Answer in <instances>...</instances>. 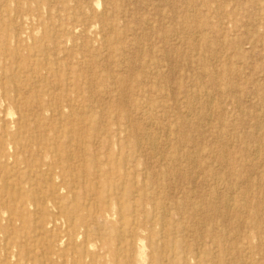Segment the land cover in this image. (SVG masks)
<instances>
[{"label":"rangeland","instance_id":"rangeland-1","mask_svg":"<svg viewBox=\"0 0 264 264\" xmlns=\"http://www.w3.org/2000/svg\"><path fill=\"white\" fill-rule=\"evenodd\" d=\"M62 1L0 0V33L7 35L8 30L18 29L24 32L21 39L7 36L9 48L17 49L18 56L10 53L0 56V82L2 72L10 75L13 71L20 76L21 68L27 66L28 71L33 72L37 63H43L39 74L52 85L58 76L48 73L47 69L67 71L69 84L78 75L83 77L82 83L87 79L84 94L91 92L93 104L102 108L113 105L107 115H115L114 109L120 107L131 113L133 140L144 138L145 134L156 140L154 151L149 145L139 146L135 159L149 173L163 172L158 179L152 176L146 181L155 184V180L163 185L162 196L156 200L161 207L153 210V224L165 223L161 229L155 225L157 236L184 242L189 249L197 251L200 260H208L220 256L218 249L209 243L210 234L223 232L220 239L229 248V254L224 257L227 262L235 263L231 255L238 252L248 264H264L261 259L264 222L256 233L244 229L248 223L244 227L232 226L239 219L237 216L241 217L236 211L213 219L210 212L198 208L204 202L218 204L227 197H232L235 204L242 202L239 196L246 187H250V201L264 200V0H89L91 11H81V14L72 10L76 0ZM97 1L99 6L95 4ZM91 15L95 18L91 19ZM80 16L88 17L83 24L84 35L76 38L75 43L70 42L71 34L78 37L81 31L80 27L73 30L71 25H66L63 42L53 51L51 37L59 39L57 33L63 19ZM98 19L112 24L113 29L105 33ZM102 36H105V45H102ZM84 38L88 44L83 43ZM85 48L90 51L84 52ZM33 52L34 57H29ZM15 58L19 61L14 62ZM89 62L91 69L87 70ZM115 77L124 80L122 94L125 96L121 100H114L115 92L110 94L111 98L106 95ZM95 111L93 118L97 120L99 115ZM8 113L17 120V108ZM23 114L27 117L26 124L50 139L65 137L68 132L69 139L82 141L80 135L86 133L84 127L67 121L65 111L62 120H54L47 113L39 115L37 119L45 124L43 126L34 121L33 114ZM78 115L74 113L71 119ZM87 132L85 139L89 143L85 146V157L90 161L91 149L99 144L92 145V131ZM63 142L61 138L60 145L65 148L67 145ZM152 153H156V157ZM78 155L83 156L82 152ZM97 156L102 160L104 154ZM8 165L3 163L4 167ZM81 167L74 161L71 168ZM0 171L4 176L11 170L0 168ZM10 179L0 182V199L3 200L0 202V247L5 242L10 243L14 232L27 229L30 234L39 235L31 221L25 227L20 220L9 221L16 211L4 203L5 197L13 193ZM173 201L187 204L185 210L170 209ZM25 207L29 214L34 213V207ZM135 210L132 207V223L139 224V220L133 219L140 214ZM163 211L170 212L169 218H164ZM260 215L264 221V208ZM176 227H183L185 231L180 232ZM243 235L248 237L244 244L235 241ZM136 243L144 245L145 240L138 239ZM21 244L31 254L37 257L41 254L40 248L28 238H22Z\"/></svg>","mask_w":264,"mask_h":264},{"label":"bare ground","instance_id":"bare-ground-1","mask_svg":"<svg viewBox=\"0 0 264 264\" xmlns=\"http://www.w3.org/2000/svg\"><path fill=\"white\" fill-rule=\"evenodd\" d=\"M62 2L65 3L66 1L63 0ZM98 3L99 1L95 3L96 6H99ZM63 10H65V7H63ZM72 10L79 14L83 13V11H91V4L89 0H76ZM92 18H95V15H91ZM87 19L88 17L83 16L65 17L60 24L61 29L58 30L56 27L59 31L57 33L59 39L56 40L55 37H51L53 43V49H51L55 51L57 45L63 42L61 39L66 33L64 27L68 24L71 25L73 30L80 27L81 31L78 37L71 34L72 36L69 37L70 42L75 43L76 38H81L80 36H83V32L86 30L83 28V24ZM97 22L105 33L113 29L112 24L105 23L101 19H98ZM23 33L21 29L8 30L7 35L2 31L0 33V56H5L7 53L18 56V50L10 49L6 40L7 36L10 38L12 35H14L15 39H21ZM104 38L103 36L101 38L102 45H105L104 43L106 42ZM83 43L88 44L89 41L85 39ZM89 51V48L84 50L86 53ZM34 55L33 52L32 55L29 54V57H34ZM81 59L82 64L83 58ZM17 61L19 59L15 58L14 62ZM34 65L36 70H33V72L28 71L27 66L21 68L20 76L13 71L10 75H5L4 72L1 73L3 81L1 80L0 82V168H7V170L11 171L8 175H0V182L6 183L11 178L13 193H9L5 197L6 201L4 203L8 207L12 206L16 211L10 216L9 221L20 220L24 227L31 221L35 228L39 230V235L36 237L30 234L26 228L24 232H14L13 236L11 235L10 243L5 242L0 247V264H248L247 260L238 252L231 255L235 263H229L224 259L229 254V248L221 242L220 236L224 234L223 232L210 234L209 243L211 242L212 246L218 249L221 257L214 256V259L209 258L208 260H200V255H197V251L189 249L188 245H184V242H177L175 239L169 241L163 236H157L158 231L155 230V225H159L161 229V226L165 225V223L162 222L160 224L157 222L153 224V210H159L161 207L156 200H158L159 195L162 196L163 185L157 184L155 180V184L146 181L153 177L158 179L163 172L149 173L135 159L139 146L149 145V149L154 151L156 140L145 133L144 136L146 137H141V139L139 137V139L133 140L131 113L120 107L114 109L115 115H107L113 105L102 108L93 104L94 98H92L91 92H88L87 95L84 94L88 85L86 83L87 79L82 83L81 79L83 77L78 75L75 77L74 82L69 84L67 71L61 72L47 69L48 73L58 76L57 82L52 85L49 84L47 78L39 74V68L44 66L43 63ZM92 65L94 64L92 63ZM86 68H88L87 70L91 69L90 62L86 64ZM44 69L46 68L44 67ZM168 71L170 70L168 69ZM123 84V79L115 77L106 95L110 97L112 92H115L113 93L114 100H121L125 96L122 94L124 92ZM53 91H58L61 94L55 96ZM16 108L19 113L17 120L14 121L10 118L12 114L8 113V111L16 110ZM94 110L99 115L97 120L93 118ZM63 111L67 113V121L86 129V133L80 135V140L82 141L69 139L66 135L68 132L65 133V137L61 136L56 139L47 138V134L46 137L42 136L43 134L38 133L36 128H31L26 124L27 117L25 118L23 114V112L33 114L36 117L34 121L39 126H43L45 124L40 119H37L39 115L41 117V115L47 113L54 120L58 118V120H62ZM74 113L79 115L76 119H71ZM220 122L222 121L220 120ZM201 128L203 127L201 126ZM23 129L30 133L28 134ZM90 130L92 131V134H90L91 144L94 146L96 144L99 145L91 149L89 153L91 159L89 161L85 157L87 152L85 146L89 143V140L87 141L85 138L88 134L87 131ZM61 138L64 139L63 143L65 146L67 145L65 148L61 146ZM166 143L168 142L166 141ZM112 146H115V149H111ZM162 147L164 146L162 145ZM81 152L83 156H76V154ZM100 154H104L102 160L98 159L97 155ZM152 154L153 156L157 155L156 153ZM44 160H48V162ZM74 161L80 163L82 169L71 168ZM3 163H9V165L4 167ZM9 189L11 188L9 187ZM244 190L245 192L240 193L239 196V200H242V202L237 204L234 203L235 200L233 201L232 197L231 199L227 197V199L222 200L218 204H212L210 201L204 202L198 208L210 212L213 219L217 216H224L229 213L228 211H236L241 217L237 216L239 219L237 218L238 220L232 224L233 227L236 224H238L237 227L240 225L244 227L248 223L244 229L259 233V227L264 222L260 215V210L264 208V200L250 201V187H246ZM1 201L3 200L0 199ZM181 202H170L172 203L170 209L174 208L184 211L187 204ZM234 204L235 208L232 209ZM28 205L34 207V213L29 214L27 212L25 206ZM132 207L136 209L135 213L139 210L137 213L140 214H135L136 217L133 218L139 220V224L132 223ZM169 216L170 212L165 211L164 218H169ZM47 228L49 229L47 230ZM176 229L180 232L185 231L183 227L182 229L176 227ZM3 231L6 235V231ZM22 238H28L34 246L40 248L41 258L40 255L37 257L31 254L26 246L21 244ZM239 238L235 241L243 243L248 240L246 235ZM138 239L145 240L144 245L136 243ZM235 244L237 247L238 244ZM233 255L237 256L233 257ZM261 259H264V256L261 255ZM249 261L254 262L252 260Z\"/></svg>","mask_w":264,"mask_h":264}]
</instances>
